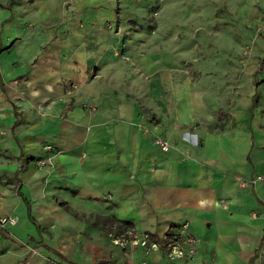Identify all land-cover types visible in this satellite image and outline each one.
Segmentation results:
<instances>
[{
	"label": "crops",
	"instance_id": "crops-1",
	"mask_svg": "<svg viewBox=\"0 0 264 264\" xmlns=\"http://www.w3.org/2000/svg\"><path fill=\"white\" fill-rule=\"evenodd\" d=\"M116 1L0 0V216L16 217L0 229V264H50L11 233L67 264H264V29L248 54L252 29L211 58L208 16L179 45L173 32L114 33ZM236 9L253 28L264 0ZM41 227L73 244L38 240ZM112 227L186 232L195 252L116 245L102 236Z\"/></svg>",
	"mask_w": 264,
	"mask_h": 264
},
{
	"label": "rangeland",
	"instance_id": "rangeland-1",
	"mask_svg": "<svg viewBox=\"0 0 264 264\" xmlns=\"http://www.w3.org/2000/svg\"><path fill=\"white\" fill-rule=\"evenodd\" d=\"M241 0H117L116 11L119 16L116 18V25L114 33L126 34L135 32L145 33H168L173 32L178 38L179 45L186 43L187 28L193 21H200L201 18L208 16L210 19V28L207 33L210 36V53H217L220 49V44L227 43L226 35L231 34L233 37L239 36V33L244 30L252 29V34L247 41L241 44L240 52L246 55L250 50L255 47V39L262 29L261 24L264 22V15L258 22L257 26L253 28L249 25L248 20L241 24L237 21V5L239 6ZM70 0H61V5L66 6ZM249 19L253 14L248 13L244 16ZM119 19L122 20V26L119 25ZM117 22H119L117 24ZM172 24V26H170ZM101 29L112 27L109 21L105 20L99 24ZM201 32L200 29L194 30L193 44L196 45L197 53H201L204 47H201ZM229 33V34H228ZM123 38V37H122ZM207 46V44H206ZM216 60V59H215ZM183 65H190L188 59H182ZM111 227V226H110ZM87 231L82 232V236L90 240H99L100 233L96 235L89 232V225H85ZM1 229V228H0ZM71 232L67 233L71 239L79 235L78 227L72 226ZM38 232V240L47 244H55L61 242L62 244L69 245L64 238V233L55 229L50 231L45 227H41ZM76 230V231H75ZM107 232V240L109 239L116 245L126 246L133 240H144L148 242V237L144 233H137L132 228L127 227L119 232H115L113 227L109 228ZM134 234V235H133ZM17 246L21 247L28 255H34L42 258L50 264H67L62 259L53 255L49 251L41 249L37 240L26 239L24 236H18L14 233L8 235ZM136 241V242H137ZM150 241V240H149ZM67 251H73L66 248Z\"/></svg>",
	"mask_w": 264,
	"mask_h": 264
},
{
	"label": "built area",
	"instance_id": "built-area-1",
	"mask_svg": "<svg viewBox=\"0 0 264 264\" xmlns=\"http://www.w3.org/2000/svg\"><path fill=\"white\" fill-rule=\"evenodd\" d=\"M261 26L264 28V22L261 24ZM142 129L143 131L147 130V128L145 127H143ZM151 141L154 144H156L161 150H166L168 147L167 141L156 134H153V133L151 134ZM261 180H263L262 174H254L246 178H239L238 182H239V185L241 186H251ZM15 219H16L15 215L8 214V215L0 216V228L3 230H7L5 228V224L14 223ZM181 226L185 227V223H183ZM171 234H172L171 238L167 241L165 245V254L168 257H182V256L187 257V256L192 255L195 252L196 240L191 234L186 233V232H177V233H174V234L171 233ZM144 235L147 236L145 233ZM136 241L137 240L135 239L132 242H136ZM140 242L144 243V240H140Z\"/></svg>",
	"mask_w": 264,
	"mask_h": 264
},
{
	"label": "trees",
	"instance_id": "trees-1",
	"mask_svg": "<svg viewBox=\"0 0 264 264\" xmlns=\"http://www.w3.org/2000/svg\"><path fill=\"white\" fill-rule=\"evenodd\" d=\"M263 59H264V57L262 58V61L259 64L260 67L262 66ZM144 233L147 235V237L150 241L155 242L158 245V247L161 248L165 252V245H166L167 241L172 236V234L170 232L163 233L160 238H157L155 235H153L149 232H144Z\"/></svg>",
	"mask_w": 264,
	"mask_h": 264
}]
</instances>
